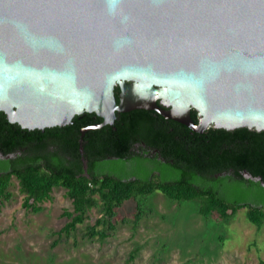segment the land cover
I'll list each match as a JSON object with an SVG mask.
<instances>
[{
    "label": "water",
    "instance_id": "obj_1",
    "mask_svg": "<svg viewBox=\"0 0 264 264\" xmlns=\"http://www.w3.org/2000/svg\"><path fill=\"white\" fill-rule=\"evenodd\" d=\"M136 109L196 133L264 130V0H0L9 123L43 130L93 113L103 122L80 130L82 154L85 131Z\"/></svg>",
    "mask_w": 264,
    "mask_h": 264
},
{
    "label": "trees",
    "instance_id": "obj_2",
    "mask_svg": "<svg viewBox=\"0 0 264 264\" xmlns=\"http://www.w3.org/2000/svg\"><path fill=\"white\" fill-rule=\"evenodd\" d=\"M147 115L148 112L132 111L123 126L117 124L114 135L100 129L86 131L82 136L81 154L80 130L98 120L94 114L75 116L69 125L47 128L42 136L41 130L22 129L18 124L9 123L0 112V148L4 154L21 152L12 163L0 161V209L12 198V179L17 181L18 192L23 196L22 207L33 213L41 211V205L51 199L54 189H64L71 209L63 210L61 216L66 223L53 233L57 238L52 246L68 241L76 233L84 240L101 242L111 237L120 225L130 224L136 229L142 216L154 215L152 209L142 208L139 199L155 192L175 203L199 201V214L206 219L225 221L244 209L248 222L257 228L264 224L262 195L248 201L243 192L217 194L214 188L230 180L212 182L210 178L235 167L245 168L264 180V130L243 127L226 131L209 127L204 133H196L168 120V133L165 129L145 133L151 145L164 150L163 155L168 161L161 169V179L145 177L139 183L142 179L137 176L135 179L128 173L112 176L105 172V164L96 165L95 161L107 156L123 158L128 155L132 137L137 133L138 119ZM191 117L195 122L193 110ZM228 136L235 138L233 146L236 148L230 154L220 150V140ZM51 144L58 147L59 156L45 155L46 146ZM26 145L31 154L27 158L23 155ZM81 158L86 162V171ZM208 177L211 183L206 181ZM125 201L137 203L132 218L121 217L119 213ZM92 210L98 217L93 223L85 224Z\"/></svg>",
    "mask_w": 264,
    "mask_h": 264
},
{
    "label": "rangeland",
    "instance_id": "obj_3",
    "mask_svg": "<svg viewBox=\"0 0 264 264\" xmlns=\"http://www.w3.org/2000/svg\"><path fill=\"white\" fill-rule=\"evenodd\" d=\"M10 191L12 198L0 209V264H264V224L252 225L244 209L225 221L206 219L199 201L175 203L155 192L139 199L154 215L142 216L136 229L120 225L101 242L76 233L52 246L53 233L66 223L63 210L71 209L65 190L54 189L38 213L22 207L15 179ZM136 205L125 201L121 217L132 218ZM97 217L90 211L85 224Z\"/></svg>",
    "mask_w": 264,
    "mask_h": 264
},
{
    "label": "flooded vegetation",
    "instance_id": "obj_4",
    "mask_svg": "<svg viewBox=\"0 0 264 264\" xmlns=\"http://www.w3.org/2000/svg\"><path fill=\"white\" fill-rule=\"evenodd\" d=\"M114 91L118 101V96L120 91L117 85L115 86ZM157 104L161 109L168 110V107L161 104L159 100L157 101ZM132 111L148 112L149 115L143 116L138 119L137 133L132 137V147L129 150V154L123 158L117 156H107L103 160L95 161V163L96 165L105 164L106 165L105 172L111 174L112 176H119V175H123L124 173L131 174L133 179H135L137 176L140 179H142L141 181H139V183L143 182V179L145 177L152 179L153 178L161 179L162 178L161 169L165 164H167L168 161L163 155L164 150L162 148H158L156 146L151 145L150 140L145 135V133L146 131H148V133H152V131L154 132L156 131V129H165L166 132L168 133V120L171 119L162 116L161 114H159L154 110L136 109ZM132 111L123 112V113L116 112L112 124H104L101 125L100 128H96V129H100L101 131H104L108 135H114L115 132L117 131V124L123 126L125 124L126 117H128ZM95 117L98 119L95 121V123H92L91 125H87L86 127L83 128H87L96 124H102L103 122L102 119H100L97 116ZM195 118H196L195 122H197L198 120L197 116ZM80 119H83V116L80 117L79 120ZM174 122L180 124L176 121ZM45 129L41 130L42 136H44L46 133ZM233 130H226V131H233ZM204 132H206V130ZM233 139H235L233 136L222 138L220 140L221 142L220 150L229 152V154L230 152H233L236 148L235 146H233L234 144ZM26 142L29 143L27 139ZM245 142L248 143V140H245ZM27 148L28 147L26 145L23 149L24 151L23 155L25 158L30 157L29 155H31L30 153H28ZM57 149L58 147L55 144L47 145L44 150V153L47 156L52 155L56 157L59 156V150ZM20 154L21 152L19 151L4 154L2 149L0 148V161H10L12 163L16 160V158ZM85 166L87 168L86 162H85ZM210 178L212 179V182L216 180L217 181L223 180L225 178H228L230 180V181H225L223 186L219 185L216 188H214L217 194L243 192L248 197V201H251L253 199V196L256 195L264 196V180L262 176L253 175L252 173H250L249 170L245 168L238 169L235 167H230L228 171L215 173L212 177L210 176ZM210 178L206 180V181H210L209 183H211Z\"/></svg>",
    "mask_w": 264,
    "mask_h": 264
}]
</instances>
